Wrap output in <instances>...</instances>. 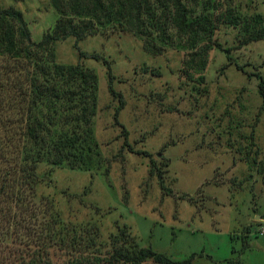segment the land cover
Listing matches in <instances>:
<instances>
[{"label":"rangeland","instance_id":"1","mask_svg":"<svg viewBox=\"0 0 264 264\" xmlns=\"http://www.w3.org/2000/svg\"><path fill=\"white\" fill-rule=\"evenodd\" d=\"M0 2L21 11L34 41L58 18L52 0ZM185 3L196 15L264 17V0ZM167 25L168 44L124 19L56 42V62H80L97 75L92 134L82 166L39 164L33 194L0 220L1 262L38 250L58 264L78 254L107 257L128 234L174 260L192 255V264H264V104L254 75L264 76V38L240 44L238 27L219 24L221 47L198 72L187 61L199 49ZM109 71L124 101L117 118ZM63 104L70 120L56 128L71 131L78 112Z\"/></svg>","mask_w":264,"mask_h":264},{"label":"trees","instance_id":"2","mask_svg":"<svg viewBox=\"0 0 264 264\" xmlns=\"http://www.w3.org/2000/svg\"><path fill=\"white\" fill-rule=\"evenodd\" d=\"M52 5L58 18L51 30L34 41L21 11L4 7L0 2V220H6L14 206H20L26 195L33 194L39 181L37 169L41 162L52 166L67 162L73 167H80L85 162L82 144L92 134L97 75L80 62L70 65L56 62L57 41L69 36L81 40L95 32L98 25L124 19L138 30L152 28L158 31V41L168 44L169 19L177 35L185 37L187 46L199 49L188 59L187 67L201 72L208 51L221 47L214 38L219 24L238 27L240 44L264 38L261 14L241 18L226 10L196 15L185 0H52ZM90 56L98 58V55ZM237 66L243 70L241 65ZM108 74L109 91L118 99L114 113L117 118L124 101L122 94L112 87L110 71ZM254 75L264 104V76L258 72ZM64 100L74 102L78 112L72 119L76 128L71 131L56 128L59 123L67 124L70 120L64 111L67 109L63 107ZM123 133V144L131 148L125 129ZM89 149L90 144L87 145ZM138 153L147 154L144 151ZM157 175L162 185V175L160 172ZM122 237L127 241L126 245L122 240L107 257L78 254L62 264H145L148 259L156 264H192V255L174 260L149 246L132 244L128 234ZM0 264L4 263L0 261ZM12 264L58 263H53L44 251L38 250L29 259Z\"/></svg>","mask_w":264,"mask_h":264},{"label":"built area","instance_id":"3","mask_svg":"<svg viewBox=\"0 0 264 264\" xmlns=\"http://www.w3.org/2000/svg\"><path fill=\"white\" fill-rule=\"evenodd\" d=\"M260 232H261V233L264 232V226L261 227Z\"/></svg>","mask_w":264,"mask_h":264}]
</instances>
